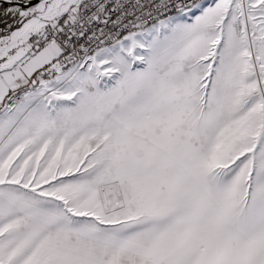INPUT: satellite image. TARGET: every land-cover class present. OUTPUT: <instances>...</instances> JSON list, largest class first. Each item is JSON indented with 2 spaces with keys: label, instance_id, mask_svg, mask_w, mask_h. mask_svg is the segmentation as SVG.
<instances>
[{
  "label": "snow or ice",
  "instance_id": "1",
  "mask_svg": "<svg viewBox=\"0 0 264 264\" xmlns=\"http://www.w3.org/2000/svg\"><path fill=\"white\" fill-rule=\"evenodd\" d=\"M0 264H264V0H0Z\"/></svg>",
  "mask_w": 264,
  "mask_h": 264
}]
</instances>
